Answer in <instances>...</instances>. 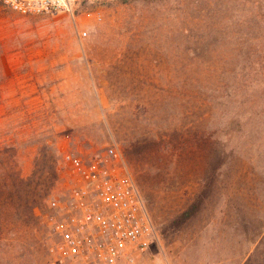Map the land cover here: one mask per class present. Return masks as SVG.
Returning <instances> with one entry per match:
<instances>
[{"label": "rangeland", "instance_id": "obj_1", "mask_svg": "<svg viewBox=\"0 0 264 264\" xmlns=\"http://www.w3.org/2000/svg\"><path fill=\"white\" fill-rule=\"evenodd\" d=\"M125 156L153 222L119 264H264V0L0 1V264L58 250L65 153Z\"/></svg>", "mask_w": 264, "mask_h": 264}, {"label": "built area", "instance_id": "obj_2", "mask_svg": "<svg viewBox=\"0 0 264 264\" xmlns=\"http://www.w3.org/2000/svg\"><path fill=\"white\" fill-rule=\"evenodd\" d=\"M21 14L52 12L68 0H0ZM68 201L55 223L65 256L97 264L134 261L151 241L153 222L122 151L108 161L65 153Z\"/></svg>", "mask_w": 264, "mask_h": 264}]
</instances>
